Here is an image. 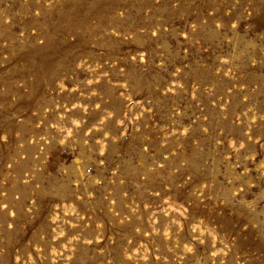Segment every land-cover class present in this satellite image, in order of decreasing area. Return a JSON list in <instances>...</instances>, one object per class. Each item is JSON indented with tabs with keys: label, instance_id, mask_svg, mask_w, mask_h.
<instances>
[{
	"label": "rangeland",
	"instance_id": "rangeland-1",
	"mask_svg": "<svg viewBox=\"0 0 264 264\" xmlns=\"http://www.w3.org/2000/svg\"><path fill=\"white\" fill-rule=\"evenodd\" d=\"M0 264H264V0H0Z\"/></svg>",
	"mask_w": 264,
	"mask_h": 264
}]
</instances>
